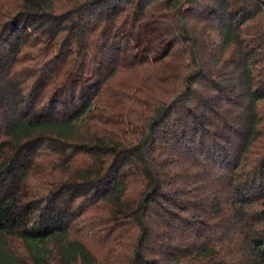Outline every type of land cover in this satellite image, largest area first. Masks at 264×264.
I'll list each match as a JSON object with an SVG mask.
<instances>
[{
	"label": "trees",
	"instance_id": "trees-1",
	"mask_svg": "<svg viewBox=\"0 0 264 264\" xmlns=\"http://www.w3.org/2000/svg\"><path fill=\"white\" fill-rule=\"evenodd\" d=\"M0 264H264V0H0Z\"/></svg>",
	"mask_w": 264,
	"mask_h": 264
}]
</instances>
